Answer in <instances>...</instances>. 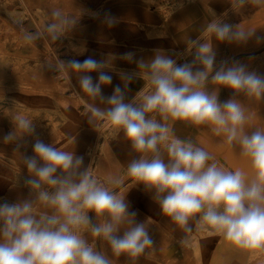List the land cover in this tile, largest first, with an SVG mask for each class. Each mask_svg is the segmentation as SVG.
Here are the masks:
<instances>
[{"label": "clouds", "instance_id": "obj_1", "mask_svg": "<svg viewBox=\"0 0 264 264\" xmlns=\"http://www.w3.org/2000/svg\"><path fill=\"white\" fill-rule=\"evenodd\" d=\"M229 3L241 9L264 7V0ZM79 10L77 18L61 7L51 8L43 30L25 32L23 42L60 41L80 26L84 15L101 19L107 27L118 22L110 13L101 17ZM203 32L208 37H190L183 52L155 49L148 58H138L134 51L121 54L120 60L135 65L131 71L114 68L113 56L59 59L49 66L68 72L70 79L76 76L78 93L89 98L87 122L92 129L101 121L117 137L123 135L134 154L126 165L127 176L152 194L176 228L190 233L195 221L237 248L264 250V126L252 122L247 104L264 102V73L233 58L218 60L215 47L260 45L264 35L217 16ZM112 73L120 81L114 86ZM137 80L143 87L129 99L130 85ZM109 86L112 92L105 95ZM222 89L231 93L225 100L220 99ZM8 119L11 129L0 142L20 154L26 170L20 181L28 195L13 201L0 198V264H113V257L138 258L154 248L149 220L138 221L126 195L93 175L84 156L45 142L35 120L20 112ZM175 122L208 128L247 158L249 170L221 167L204 147L178 137ZM107 183L122 186L119 178ZM99 242L108 249L102 250Z\"/></svg>", "mask_w": 264, "mask_h": 264}, {"label": "crops", "instance_id": "obj_2", "mask_svg": "<svg viewBox=\"0 0 264 264\" xmlns=\"http://www.w3.org/2000/svg\"><path fill=\"white\" fill-rule=\"evenodd\" d=\"M17 2L18 7L16 8L21 6L31 8L37 3L41 5L44 0H19ZM117 2L118 11L115 7L111 9L109 5V9L103 12V14L110 13L114 16L115 10L117 11V33L113 30L115 27H107L101 19H93L68 33L69 43L64 40V37L60 41L44 38L34 41L32 46L19 47L18 50L24 58L19 59L22 61L19 66L16 65L14 57H9L6 62L0 61V137L11 129L8 119L11 115L6 110L11 107L16 108L20 113L35 120L36 128H44L45 133L40 138L45 142H53L61 149L74 150L77 155L84 156L85 166L90 165L93 175L96 173V177L101 182L114 187L122 195H126L131 210L137 212L138 221L149 220V234L154 241V248L147 249L146 253L138 258L113 257V264H240L244 256L227 248L225 246L227 240L220 233L210 227L197 225L195 221H192L193 230L185 233L163 216L159 206L152 199V194L142 185H136V181L127 176L126 165L130 159L134 158V154L123 135L114 138L110 136L96 138L95 130L87 122L89 98L83 93H78L79 86L76 76L72 75L70 79L68 72L36 71V64L44 62L30 57L31 47L41 52L42 57L52 58L53 63L59 59L83 60L88 56H93L99 60L113 56L116 57L113 60L114 68L131 71L135 65L120 60L118 57L121 54L134 51L138 58L141 56L148 58L155 49L183 52L190 37H208V34L203 32V28L209 20L215 19L216 16L232 24L254 27L258 34L264 35V7L257 8L249 5L241 9L232 7L229 0H201L198 4L168 19L167 21H172L173 25L163 28L162 25L165 23L163 17L158 16L154 11L143 12L135 4L130 6L132 3L127 0ZM0 3L10 6L12 2ZM9 6H7L8 9ZM130 7L139 11L148 21L144 31L128 30L129 24L123 20V17L130 11ZM32 14L37 17L32 16L30 19L24 17V20H18L10 15L7 16L0 10V24L1 21H6L21 35L25 32L42 31L46 19H40L34 12ZM116 36L119 38L117 50L112 49L114 43H117V40L112 43ZM128 36L132 37L131 40L134 41L132 44L127 42ZM3 38L4 35H0V42ZM95 41H98V44ZM82 47V52L78 55L77 49ZM215 47L218 60L233 58L246 62L252 69L264 73V44L257 45L250 42L245 46H237L218 43ZM6 48L14 53L17 45L7 44ZM186 58L191 59L190 56ZM92 75L95 77L96 74ZM112 75L113 86L120 83L116 74L112 73ZM50 78H56L58 84L68 81L71 87L59 93L47 91L46 86L50 84ZM143 84L142 80H137L130 85L129 99L143 87ZM111 92L112 86L104 89L105 95H110ZM230 94L229 90L222 89L220 99L225 100ZM76 100L80 101L77 105H75ZM247 104L252 114V122L264 126V102L248 100ZM52 123L57 127L54 136L47 134V130L52 128ZM175 133L181 139L189 138L204 147L221 167L249 170L247 158L241 157L238 149L222 143L221 139L214 136L208 128L175 122ZM98 145L102 147L101 152L96 150ZM26 151L31 155L30 144ZM7 171L9 173L5 174ZM25 173L20 154L14 152L12 146L0 142V198L13 201L26 197L28 190L20 181ZM112 178H119L122 186L108 184L107 182ZM204 228L207 230L204 231ZM183 239L187 240L186 244L181 243ZM89 240L95 243L92 237H89ZM99 247L102 250L108 249L105 242H99Z\"/></svg>", "mask_w": 264, "mask_h": 264}, {"label": "rangeland", "instance_id": "obj_3", "mask_svg": "<svg viewBox=\"0 0 264 264\" xmlns=\"http://www.w3.org/2000/svg\"><path fill=\"white\" fill-rule=\"evenodd\" d=\"M8 3V1H11V5L9 6L8 4L0 3V10L4 12L7 16L10 15V17L17 18L18 20H24V17H28L29 19L33 15L32 13L34 12L36 15L40 17V19H46V22L50 19L49 17V12L51 8L53 7H61L66 14L74 15L77 18L80 15V8L86 9L88 11L92 12H99L102 14L106 9H109V5H111V9H117L119 7L117 1L118 0H44V2L39 5L38 3L35 5H32L31 8L27 7L24 8L21 6L20 8L18 7V2L19 0H0V2ZM130 1L132 4H135L136 6H139L140 10L144 11H149L152 10L155 13H157L158 16L163 17L165 23L162 25L163 28L169 27L173 25V22L167 21L168 19L177 16L180 14L182 11L186 10L189 7H192L196 4H198L201 0H127ZM111 3V4H109ZM9 6L10 8L8 9ZM115 7V8H114ZM131 8V7H130ZM119 9H117L118 11ZM20 11V12H19ZM115 10L114 16L118 18V13ZM8 13V14H7ZM37 17V16H35ZM94 18H91L88 15H84L81 18L80 25L83 23H88L89 21H92ZM96 20V19H94ZM123 20L127 21L129 26L128 30H133L134 32H140L144 31V28L147 24V20L144 19L142 14H140L139 11L135 10V8H131L130 11H128L125 16L123 17ZM113 30L118 31L117 28V23L116 26ZM0 35H4V38L2 42H0V61H7L9 57H14L16 65L22 64V61L19 59H24L22 58V53L18 50L19 47H26L27 45L23 42L22 40V35L10 24H8L6 21H1L0 24ZM70 36L69 34H66L64 37V40L66 42L67 39H69ZM132 37H127V42L129 44H132L134 41L131 40ZM118 37L116 36V39L114 38L112 43H114V40H117V43H114L115 45L113 46L112 49H118ZM69 43V42H68ZM95 43L98 44V41H95ZM7 44H16L17 48L15 49V52L12 53L10 52L7 48ZM32 46V45H31ZM32 48V54H31V59L37 60L44 62L43 64L37 63L35 70L36 71H42L46 70L48 73L53 72L55 70L54 65L49 66L53 63L52 58L50 57H42V53L37 51L35 48ZM82 48L77 49V52H82ZM129 49V48H128ZM117 54V53H116ZM32 71V69H28ZM71 87V84L66 81L64 84H58L56 78H50V84L46 86L47 91H51L53 93H59V92H64L68 90ZM80 103V101H75V105ZM6 112L10 115L14 112H19L16 108L11 107L6 110ZM23 114V113H22ZM110 126L107 125L105 122L99 121L97 123L96 127V138H106V137H117L116 132L111 128ZM37 133L39 136H42L45 133L44 128H36ZM57 127L55 124L52 123V128L47 130V134L50 136H54L56 134ZM110 131V134H108ZM65 133V132H63ZM96 150L102 151V147L99 145L96 146ZM9 172H5V174H8ZM95 176H97L96 173H94ZM207 228H204V231H206ZM207 234L209 235L208 231ZM227 248L232 250L233 252L240 253L242 256H244L243 260L241 261L240 264H264V250H258V249H240L237 248L236 246L232 245L229 241L225 244ZM195 253V251H194Z\"/></svg>", "mask_w": 264, "mask_h": 264}]
</instances>
